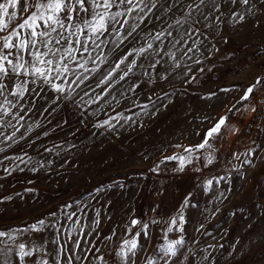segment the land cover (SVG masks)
Segmentation results:
<instances>
[{"label": "rangeland", "instance_id": "obj_1", "mask_svg": "<svg viewBox=\"0 0 264 264\" xmlns=\"http://www.w3.org/2000/svg\"><path fill=\"white\" fill-rule=\"evenodd\" d=\"M174 3L159 0L143 23L133 13L139 27L119 47L114 33L101 37L104 63H88L97 71L84 73L89 79L73 85L71 96L63 78L54 81L64 85L63 94L38 82L29 85L38 95L28 92L22 101L7 96L17 106L11 115L0 112V230L46 221L42 232L14 233L17 242L44 246L46 254L34 253L25 264L41 258L55 264L57 245L50 241L57 236L69 248L73 239L80 241L74 248L80 259L73 257V264H264V96L259 101L250 93L252 102L240 100L264 79V0L248 5L217 0L219 11L210 0L199 10L194 7L199 0H181L166 11ZM161 31L165 35L154 40ZM181 39L186 43H177ZM140 47L146 51L129 57L137 64L124 80L119 76L126 65L110 87H97L122 56ZM22 79L31 78L3 82ZM97 95L100 100L87 103ZM259 110V134L247 140L243 121ZM222 116L227 120L221 134L196 148ZM14 131L15 143L4 139ZM189 147L190 154L184 151ZM169 156L189 161L180 170L181 161L165 159ZM133 238L134 254L124 246ZM176 240H182L176 256H165ZM7 261L20 264L14 252Z\"/></svg>", "mask_w": 264, "mask_h": 264}, {"label": "snow or ice", "instance_id": "obj_2", "mask_svg": "<svg viewBox=\"0 0 264 264\" xmlns=\"http://www.w3.org/2000/svg\"><path fill=\"white\" fill-rule=\"evenodd\" d=\"M180 2L181 0H175V3L169 5L166 11L170 12ZM158 3L159 0H0V97L4 98L3 103H0V112L4 116L11 115L10 108L17 106L13 101L7 99L8 95L18 97L20 101L24 100L25 94L28 92L38 95L35 89L29 87L30 84H37L38 82L50 85L55 92L63 94L66 91L64 85L54 82L63 78L67 83V95L71 96L74 91L73 85L79 87L89 79L84 73L97 71L95 67L89 69L86 65L88 63L96 64L97 61L101 64L104 63L105 57L101 45L105 41L100 38L106 34L114 33L119 41L116 46L119 47V43L132 36L139 27V24L132 23V14L139 13L138 18L143 23L145 17H148L157 8ZM205 3L206 0H199V4L194 7L199 10L200 5ZM210 3L214 10L219 11L220 5L217 0H210ZM230 3L248 5L249 0H230ZM122 6H124L123 10L112 11L113 8L120 9ZM188 7L191 9L193 5L189 4ZM188 18L189 16L186 15L185 21ZM156 19L161 18L156 17ZM216 19L219 20V16ZM239 19L242 20L244 17L240 16ZM181 23V20L175 21V24ZM128 25H131L130 30L126 28ZM168 27L171 28L172 25L170 24ZM121 30L124 32L122 33ZM164 35V31L158 32L153 39L158 41ZM167 35L171 36L172 32L169 31ZM182 42L186 43L183 39L177 41V43ZM147 48L152 49L153 43L149 42ZM96 49L101 51L93 56L92 52ZM145 51L144 47H140L122 56L115 67L111 68L107 75L99 80L97 87L101 85L110 87V81L122 65H126L127 71H124L119 79L124 80L137 64L135 59L129 61V57L133 53L140 56ZM192 51V47L187 49V52ZM151 67L155 68L156 65L152 64ZM76 69H82L83 72L77 74ZM69 75L75 76L71 82L67 80ZM13 77H30L31 79H22L20 83L12 85L3 82L12 80ZM260 82L258 79L256 83L259 84ZM254 87L255 85L249 87L242 99H247ZM104 91L107 92V88ZM84 95L87 96L88 93L85 92ZM100 99V95H97L94 100L90 99L87 103H96ZM81 101H83V97H81ZM22 119L23 116H19L17 123ZM226 120V116L220 117L217 123L206 132L203 142L195 147L205 148L209 144L210 138L221 134L222 128L226 127ZM107 124L109 121L105 120L103 125ZM18 130L16 129V131ZM2 135L4 134L0 133V136ZM14 137L15 131L11 136H4V139L12 140L15 143ZM176 147L182 146L176 145ZM47 150L50 151V149ZM2 151L4 149L0 148V152ZM184 151L190 154L194 148H184ZM5 159L10 158L5 157ZM15 159L22 163L25 162L22 157H15ZM165 159H179L181 161L180 170H183L184 163L189 161V158L184 156H169ZM208 163H212V160L209 159ZM5 171L9 170L5 169ZM210 183L211 181H209ZM5 199H11V197ZM73 215L75 213L69 215L68 219L71 220ZM179 220L181 223L183 222V215H180ZM97 223L99 222L97 221ZM176 223L174 218L172 224L175 225ZM132 224L136 225L137 221L133 220ZM45 227L46 221L41 219L26 229H10L7 232L0 230V244L5 245L4 248H0V254L4 255L5 264H9L7 257L13 252L19 258L20 264H25V258L33 257L34 253H45L43 245L33 242L30 247L24 242H17V236L14 235V233L22 234L27 231L39 233ZM144 227L147 228V225ZM168 230L172 231L173 229L169 227ZM9 241L13 242L12 246L8 245ZM50 243L57 245L55 264H73V257L77 260L80 259L74 251V248H80V241L74 239L71 241L74 248H69L67 243L61 244L59 236ZM181 244L182 240H176L174 244H169L164 250L165 256H176L175 246ZM124 246L128 248V252L134 254L138 248L137 239L124 241ZM35 264H49V261L41 258L36 260Z\"/></svg>", "mask_w": 264, "mask_h": 264}, {"label": "built area", "instance_id": "obj_3", "mask_svg": "<svg viewBox=\"0 0 264 264\" xmlns=\"http://www.w3.org/2000/svg\"><path fill=\"white\" fill-rule=\"evenodd\" d=\"M252 93L258 96L259 101H261L262 96H264V79L259 84H256ZM244 95L245 93L241 96L240 100L245 102V99H242ZM246 100L252 102V99H250L249 97ZM261 123V110H259V112L255 111L249 119L243 121V137L247 140L255 139L259 134V127L261 126Z\"/></svg>", "mask_w": 264, "mask_h": 264}, {"label": "trees", "instance_id": "obj_4", "mask_svg": "<svg viewBox=\"0 0 264 264\" xmlns=\"http://www.w3.org/2000/svg\"><path fill=\"white\" fill-rule=\"evenodd\" d=\"M97 184H98V181H94V182H92V184L90 183L89 186H91L90 188H92V187L96 186ZM82 190H83V188H82ZM72 197H70V198H72Z\"/></svg>", "mask_w": 264, "mask_h": 264}]
</instances>
